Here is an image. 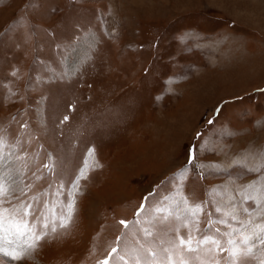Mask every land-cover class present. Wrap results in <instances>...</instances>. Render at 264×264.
<instances>
[{"label": "rangeland", "instance_id": "1", "mask_svg": "<svg viewBox=\"0 0 264 264\" xmlns=\"http://www.w3.org/2000/svg\"><path fill=\"white\" fill-rule=\"evenodd\" d=\"M0 134L27 165L3 206L32 203L49 222L31 256L0 264H101L145 228L163 248L181 223L166 209L197 239L260 223L241 194L264 154V0H0Z\"/></svg>", "mask_w": 264, "mask_h": 264}, {"label": "snow or ice", "instance_id": "2", "mask_svg": "<svg viewBox=\"0 0 264 264\" xmlns=\"http://www.w3.org/2000/svg\"><path fill=\"white\" fill-rule=\"evenodd\" d=\"M65 120L67 117L64 118ZM7 147L6 137L0 134V256L8 257L10 260H22L25 257L31 256L40 246V242L48 235L47 229L49 228L48 215L42 211L34 208L32 203L20 202L11 208H5V203H10V197L14 195L17 188L23 184L24 169L27 165H18L15 160L22 158L17 156L15 160L11 152H6ZM91 156L92 153L89 152ZM248 158H246L247 160ZM191 162V161H190ZM243 163V162H242ZM251 167H245L250 172L260 173L256 181L245 186L244 192L241 194L244 201H253L256 208L260 209L258 215L264 216V154H260L259 160L253 158ZM49 171H52L50 165H44ZM186 171V169H185ZM183 175V173H181ZM80 178H85L84 170L80 172ZM31 188V185L26 186ZM74 187H78L77 184ZM21 194H24V188H20ZM33 201H38V197L33 196ZM191 216L195 217L203 212L200 204L190 205L187 198H182L181 201ZM74 201L66 204L67 214L63 211L59 213L61 228L66 227L71 221L74 212ZM145 207L142 204L137 215L144 213ZM157 212L161 209H157ZM166 215L161 217L163 221H167L169 217H174L176 220L181 221L180 225L174 227L172 231L176 236L166 242V247H159L155 244L154 240L148 239L152 237L153 233L150 229H144V243L133 249L131 252H125L123 255L118 253L117 248H112L109 258L101 262V264H110L111 259L124 261L125 256H130L132 264H224V255L226 253V264H249L251 260L259 259V264H264V258L256 256L254 249L257 245H264V220L260 223L254 222L249 219L240 225V227H232V231L223 233L226 240H221L215 235L204 232L199 239L192 234L189 229L187 234H181L180 228L187 227L184 222L188 217L181 218L170 210H164ZM216 211H220L219 208ZM244 211L251 217L252 213L245 208ZM49 213L56 214L55 206L53 205L48 209ZM236 220L233 215L231 217ZM199 224V220L196 221ZM120 223L127 229L129 227L126 221ZM191 223V220H188ZM217 223L227 224L224 219L218 220ZM42 225L41 229L37 225ZM209 229H211L212 221H208ZM51 231L56 232V227L53 225ZM217 233L219 229L216 230ZM196 232L199 233L200 229L197 227ZM233 233L239 237L237 240L234 238ZM161 244L165 241L161 240ZM166 253V255H161ZM112 254H116L114 257Z\"/></svg>", "mask_w": 264, "mask_h": 264}]
</instances>
